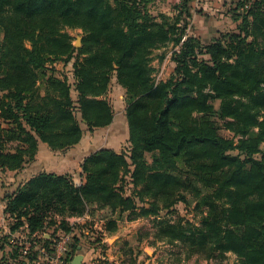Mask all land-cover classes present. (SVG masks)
Here are the masks:
<instances>
[{
    "label": "trees",
    "instance_id": "1",
    "mask_svg": "<svg viewBox=\"0 0 264 264\" xmlns=\"http://www.w3.org/2000/svg\"><path fill=\"white\" fill-rule=\"evenodd\" d=\"M154 1L0 0V175L30 163L39 141L66 149L82 124L109 125L113 77L128 126L126 149L83 159L82 184L44 171L5 195L0 264L53 257L57 229L70 234V264L82 238L101 243L66 219L90 206L117 214L105 221L109 233L120 220L152 217L154 236L179 241L187 256L231 252L228 264H264V0H237L235 29L207 42L187 33L189 0L174 16L153 14ZM68 29L81 31L80 46ZM169 45L173 72L155 82L152 54ZM189 188L198 223L175 211Z\"/></svg>",
    "mask_w": 264,
    "mask_h": 264
},
{
    "label": "rangeland",
    "instance_id": "2",
    "mask_svg": "<svg viewBox=\"0 0 264 264\" xmlns=\"http://www.w3.org/2000/svg\"><path fill=\"white\" fill-rule=\"evenodd\" d=\"M236 1L237 0H189L187 5L189 7L190 15L187 16V14H183L188 22L187 33L195 37H199L200 35V39H202L203 42H206L209 39L207 36L209 32H211V30L206 32V29L208 28L213 30L216 28L219 30L234 29L235 24L230 16V11L234 7ZM180 2L181 0H155L150 5V11L153 14L163 13L167 16H174L178 13L177 7H179L178 4H180ZM213 30V33L216 32ZM67 31L73 36L74 45L78 37H80L81 41V31L79 29H68ZM171 51V45L154 50L153 59L151 60V66L153 68L152 75L154 79L166 80L171 76L173 72L169 60L171 59ZM162 54L165 56L168 55L167 58L165 59L164 56V58L160 59L159 56ZM70 65L71 62L68 63V69ZM55 67L58 70L63 71L62 62H56ZM109 98L114 111V121L108 128L98 127L90 131L84 124H82V127L84 128V139H86L85 145L87 146V148L84 149L85 151L87 149L91 150L101 146H113L117 148L118 151H121L128 146V142L125 139V101L121 89L112 88L111 96ZM219 133L225 137L233 136L230 131L223 128L219 129ZM78 148H80V146H78ZM60 154L61 152L57 153L56 158L53 156L52 160H61L59 157ZM13 177L15 178L14 175ZM1 178L4 180L0 181V191L4 189L6 182L12 181V175L1 173L0 179ZM183 192L187 203H177L175 205V211L181 216H185L198 223L200 210L195 207L196 201H198V196L196 192L190 188L183 190ZM138 219L139 222L136 224L137 234L133 239L128 240L129 244L127 243L128 245L125 246V249L128 252V249L132 247H140V250L138 251L141 259H146V256L155 255L153 260L155 264H210V262L212 264H228L235 260V256L231 252L214 256L211 259L199 254V251L188 254L189 256H187L188 252H186V246L179 241H176L175 243H166L154 236L155 227L152 217H140ZM15 236H19V234H16ZM35 264H56V262L48 257H42L39 259V263Z\"/></svg>",
    "mask_w": 264,
    "mask_h": 264
},
{
    "label": "crops",
    "instance_id": "3",
    "mask_svg": "<svg viewBox=\"0 0 264 264\" xmlns=\"http://www.w3.org/2000/svg\"><path fill=\"white\" fill-rule=\"evenodd\" d=\"M215 3V2H214ZM236 27V22L233 21ZM233 29V28H232ZM235 29V28H234ZM210 31L208 36V41L215 36L217 31L208 28L207 31ZM216 31V32H212ZM204 37V36H203ZM200 38V35H199ZM206 38V37H205ZM202 40V39H201ZM207 42V41H206ZM154 52L152 54L153 59ZM168 56V55H167ZM165 56V59L167 58ZM171 67L174 68L175 63L171 60ZM153 63V61H152ZM112 88L121 89L122 96L124 97V88L117 83L116 78L113 77L111 81L110 90L108 93V98L111 96ZM124 99V98H123ZM110 100V98H109ZM111 102V100H110ZM126 118V117H125ZM114 121L113 120L109 125L99 128H108ZM126 130H125V139H128V126L126 121ZM86 139H84V133L81 140L66 149L61 150H52L46 143L39 141L37 152L35 154V158L28 164H26L20 170H8L3 173H8L12 175V181L6 182L4 189L0 191V234L2 232H8V221L7 215L4 211L5 209V195L7 193L13 192L17 187L21 186L26 180L30 177L40 173V172H54L57 174H70L72 175L73 181L76 185H80L84 182V175L81 173V163L83 159L91 152L100 149V148H112L118 151L117 148L113 146H101L97 148H93L91 150H84L87 148L85 145ZM80 146V148H78ZM83 146V147H82ZM75 148V149H74ZM71 149V150H70ZM88 151V152H87ZM61 152L60 158L61 160L54 161L52 157ZM56 153V154H55ZM45 156V157H44ZM48 158H47V157ZM15 176V178L13 177ZM4 179L1 178L0 181ZM7 190V191H6ZM116 213L110 214L108 209L106 208H98L96 206H90L84 214L80 216H71L66 219L70 223H77L78 225L83 227V231L85 234H90L93 236H89L91 240H94L97 237L101 238V243L97 244L96 242H89L86 238L81 239L80 249L78 251L83 254L82 264H100L107 262L108 264H155L153 262L154 256H146V259H141L140 247H132L127 250L125 249L126 245H128V240L133 239L136 233V224L139 222V219L134 220H120L117 222V227L112 232H107L104 229L105 221L108 217H116ZM76 233H79V229H75ZM128 243V244H127ZM8 249V248H6ZM3 254V250L0 249V256ZM210 264H212L210 262Z\"/></svg>",
    "mask_w": 264,
    "mask_h": 264
},
{
    "label": "built area",
    "instance_id": "4",
    "mask_svg": "<svg viewBox=\"0 0 264 264\" xmlns=\"http://www.w3.org/2000/svg\"><path fill=\"white\" fill-rule=\"evenodd\" d=\"M154 80L155 82L160 81L156 79ZM45 235L49 236L48 233H45ZM55 235H56L55 253L53 257H51L50 259L56 262V264H63V260L66 257V251L68 250V241L70 239V234L63 232L60 229H57Z\"/></svg>",
    "mask_w": 264,
    "mask_h": 264
},
{
    "label": "water",
    "instance_id": "5",
    "mask_svg": "<svg viewBox=\"0 0 264 264\" xmlns=\"http://www.w3.org/2000/svg\"><path fill=\"white\" fill-rule=\"evenodd\" d=\"M80 44H81L80 37H78L75 46H80ZM82 260H83V254L79 252L72 258L70 264H82Z\"/></svg>",
    "mask_w": 264,
    "mask_h": 264
}]
</instances>
